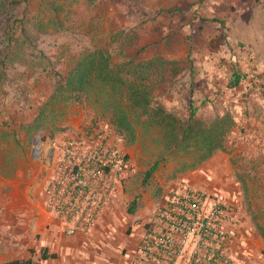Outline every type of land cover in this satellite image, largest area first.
Listing matches in <instances>:
<instances>
[{"label":"rangeland","instance_id":"rangeland-1","mask_svg":"<svg viewBox=\"0 0 264 264\" xmlns=\"http://www.w3.org/2000/svg\"><path fill=\"white\" fill-rule=\"evenodd\" d=\"M93 49L110 52L114 62H145L143 75L154 89L155 103L180 118L189 115L194 88L196 98L212 100L199 113L207 124L226 113L235 120L232 130L243 128L246 120L254 124L226 144L230 131L218 149L233 164L232 190L223 185L206 190L187 178L175 180L212 157L199 163L206 147L193 141L189 149L172 150L165 129L140 118L135 141H124L131 169L122 193L129 177L135 189L141 187V178L160 160L146 186L153 193L161 189L152 196L154 217L170 194L191 185L211 201L233 206L240 219L264 235V115L255 107V94L264 89L257 81L264 76V0H0V264L27 259L41 244V233L33 232L32 195L12 192L17 180L28 177L27 166L38 160L44 171L50 170L49 157L60 142L96 121L103 129L113 127L104 102L119 103V90L98 86L76 100L57 78L66 77L80 55ZM236 67L250 79L229 89L227 80ZM245 108L251 112L247 116ZM43 172L35 179L44 183ZM166 178L170 185L165 189ZM152 231L161 230L145 232L139 253Z\"/></svg>","mask_w":264,"mask_h":264},{"label":"crops","instance_id":"crops-1","mask_svg":"<svg viewBox=\"0 0 264 264\" xmlns=\"http://www.w3.org/2000/svg\"><path fill=\"white\" fill-rule=\"evenodd\" d=\"M244 83L242 82L238 87ZM246 93H248V88ZM244 97L245 103L249 104L248 96ZM255 99V107L264 115V89L255 94ZM250 113L245 108L242 114L247 116ZM262 126L263 124L257 126V129L263 131ZM242 127L239 129L237 126L231 130L226 144L232 142L233 135L240 137L243 131L249 132L254 124H249L246 120ZM123 147L125 149L124 145ZM232 168L233 164L229 154L218 150L198 168L175 176V180L187 178L197 187L206 190L220 185L232 190L234 181ZM26 169L29 171L28 177L24 180H17L12 192L22 194L25 198L32 195L33 202L30 209L36 215L33 232L41 233V244L33 249L35 251H31V256L27 259L41 264L148 263L144 254L139 253L142 238L150 229L165 228V224L152 214L156 202L152 196H158L161 189L154 188V193L153 189L150 191L146 189L153 176L146 183H144L145 176L142 177L141 187L136 189L132 185V178L129 177L126 181V193H122V183L116 194L106 203L93 229L70 235L63 231L65 225L61 220L50 213L46 207L44 179L49 175L50 170L44 171L43 166L38 164V160ZM42 172L44 183L39 181V177L35 179V174ZM168 180L166 178L163 180L164 183H161L164 188L170 185V180ZM7 182L10 183L11 179L6 180V184ZM124 200L126 204H123ZM222 231L225 236L211 242L213 243L211 244L212 252L201 245L198 246L199 238H191L175 264H264V235L250 221L241 218L236 224L226 223ZM44 252L49 255L53 254L54 257L42 259ZM154 254L152 262L168 264V257L163 252H154ZM195 254L198 255L195 256ZM195 257L199 258L198 263Z\"/></svg>","mask_w":264,"mask_h":264},{"label":"built area","instance_id":"built-area-1","mask_svg":"<svg viewBox=\"0 0 264 264\" xmlns=\"http://www.w3.org/2000/svg\"><path fill=\"white\" fill-rule=\"evenodd\" d=\"M258 82L264 87L263 75ZM124 141L112 127L103 129L96 121L53 149L44 186L45 203L65 225L67 234L93 229L106 203L127 177L131 160ZM156 215L165 228L158 233L152 231L141 247L149 264H160L151 261L154 252H163L168 264H175L194 237L199 238L198 246L212 252L211 242L225 236L224 225L240 219L233 206L211 201L203 190L191 185L170 194ZM195 259L198 263L199 258Z\"/></svg>","mask_w":264,"mask_h":264},{"label":"trees","instance_id":"trees-1","mask_svg":"<svg viewBox=\"0 0 264 264\" xmlns=\"http://www.w3.org/2000/svg\"><path fill=\"white\" fill-rule=\"evenodd\" d=\"M214 21H216L214 19ZM135 60L129 62H114L110 52L102 49H93L85 51L74 67L69 71L66 77L57 75L64 87L76 100H80L88 91L95 87L109 88L111 91H118L120 95L119 103L115 100H106L104 105L111 110L109 121L112 128L126 141L133 143L136 139L135 123L140 118L147 119L148 122L161 125L166 131V137L170 138L169 148L176 150L179 146L192 147L194 144L206 147L199 163L213 153L224 147L228 133L235 126V120L231 114L206 123L199 113L203 105L211 103V98H196L195 89L190 90L187 118H180L172 112L169 107L156 104L154 101L153 87L146 83L144 78L145 62L135 63ZM131 66V68H129ZM159 76L157 80L161 79ZM250 75L248 72L233 68L231 75L227 80V87L233 89L242 82H248ZM258 81V80H257ZM157 85H159L157 83ZM200 99V101L198 100ZM160 160L154 162L146 171L144 183H146L153 174L159 169ZM54 257L47 253L42 254V259ZM2 264H41L32 259L13 260Z\"/></svg>","mask_w":264,"mask_h":264}]
</instances>
